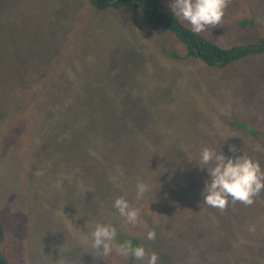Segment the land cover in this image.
<instances>
[{"label": "rangeland", "instance_id": "obj_1", "mask_svg": "<svg viewBox=\"0 0 264 264\" xmlns=\"http://www.w3.org/2000/svg\"><path fill=\"white\" fill-rule=\"evenodd\" d=\"M159 3L171 11L170 0ZM200 34L223 48L257 42L264 0H227L220 24ZM204 146L264 166V52L212 65L141 9L0 0L5 258L141 264L87 252L85 222L100 220L116 226L118 242L158 253V264H264V192L250 205L202 204L207 173L189 159ZM138 179L160 188L139 202L141 223L131 226L112 201L127 192L135 204Z\"/></svg>", "mask_w": 264, "mask_h": 264}, {"label": "clouds", "instance_id": "obj_2", "mask_svg": "<svg viewBox=\"0 0 264 264\" xmlns=\"http://www.w3.org/2000/svg\"><path fill=\"white\" fill-rule=\"evenodd\" d=\"M227 0H170V9L174 17L180 18L191 25L194 33H201L210 27L218 26L223 18ZM229 152L238 153L241 150L230 145ZM195 161L200 170H206L207 178L203 181L201 195L202 204L223 210L229 203L241 202L250 205L254 197L264 192V166L251 156L242 154L226 155L224 151L215 147L204 146L200 149ZM122 175V173H121ZM113 183H119L113 178ZM151 182L138 179L135 184L136 203L127 198V192L116 196L112 201V208L119 217L131 226L141 223V207L139 202L149 195L155 196L157 190ZM86 193L94 189L88 186ZM84 228L87 233L89 253L99 256L101 260L109 257L113 252L119 256H132L141 264H158L159 254L148 252L143 244H134L132 239L117 241V228L111 222L100 220L86 221ZM254 230V226L250 228ZM148 240L156 239V231L148 230ZM60 264H74V261L61 260Z\"/></svg>", "mask_w": 264, "mask_h": 264}, {"label": "trees", "instance_id": "obj_3", "mask_svg": "<svg viewBox=\"0 0 264 264\" xmlns=\"http://www.w3.org/2000/svg\"><path fill=\"white\" fill-rule=\"evenodd\" d=\"M91 2L94 7L99 9L131 7L143 10L152 24L165 27L173 32L184 43L189 56L199 57L207 64L223 66L248 53L264 52V38L248 45L220 47L200 33H194L191 28L183 25L171 11H163L159 0H91ZM2 238H4V229L0 221V243ZM133 242L136 243L135 240ZM0 264H15L4 257L1 244Z\"/></svg>", "mask_w": 264, "mask_h": 264}]
</instances>
